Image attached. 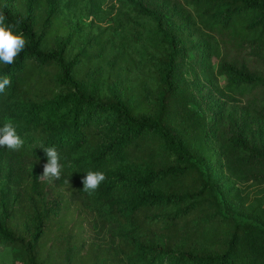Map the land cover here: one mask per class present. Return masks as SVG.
I'll use <instances>...</instances> for the list:
<instances>
[{
  "label": "trees",
  "instance_id": "1",
  "mask_svg": "<svg viewBox=\"0 0 264 264\" xmlns=\"http://www.w3.org/2000/svg\"><path fill=\"white\" fill-rule=\"evenodd\" d=\"M76 1L26 0L21 10L0 0L27 40L14 64H0L12 81L0 126L11 119L24 140L18 152L0 147V174L16 177L12 199L9 187L0 191L3 264H264V148L188 106L187 32L137 4L153 21L147 78L136 90L111 79L87 91L92 45L78 43L63 15ZM184 1L218 44L225 93L264 112V0ZM40 145L55 146L64 165L50 204L26 169L30 158L46 162ZM87 170L106 176L91 194ZM94 216L112 224L105 243L91 236Z\"/></svg>",
  "mask_w": 264,
  "mask_h": 264
},
{
  "label": "rangeland",
  "instance_id": "2",
  "mask_svg": "<svg viewBox=\"0 0 264 264\" xmlns=\"http://www.w3.org/2000/svg\"><path fill=\"white\" fill-rule=\"evenodd\" d=\"M12 4L23 10L26 0H12ZM137 4L155 9L171 31L180 35L187 32L188 35L183 40V57H186L183 77L194 93L188 106L200 114L199 118L203 115L204 121L221 119L225 133L239 132L249 145L264 148V112H257L258 106L246 98L233 99L225 93V78L215 73L218 44L198 26L191 5L184 0H77L76 4L66 6L63 12L66 25L77 33L78 43L92 45L94 52L86 90L91 91L95 86L105 90L111 79H114L115 87H123L126 91L136 90L134 83L143 74L144 79L147 78L146 69L151 59L147 51L150 48L153 21L147 15L137 12ZM124 67H128L130 71L127 72ZM43 164L44 162L33 158L26 163L28 175L38 179L37 182L40 179L38 176L42 174ZM40 180L46 191L45 200L50 204L57 196L55 182L47 184V180ZM15 185L16 177L2 171L0 191L9 187V198L12 199ZM249 189H253L252 185ZM82 204L83 201L79 199L71 203L73 207L79 208ZM93 225L91 236L105 243L110 237L112 224L94 216ZM9 258V248L0 242V264Z\"/></svg>",
  "mask_w": 264,
  "mask_h": 264
},
{
  "label": "clouds",
  "instance_id": "3",
  "mask_svg": "<svg viewBox=\"0 0 264 264\" xmlns=\"http://www.w3.org/2000/svg\"><path fill=\"white\" fill-rule=\"evenodd\" d=\"M22 21L17 19L14 23L7 22L6 15L0 11V64L12 65L16 58L25 49L27 40L22 31L15 30ZM12 81L8 75L0 76V94L5 93ZM24 145V140L17 133L16 125L11 119H6L0 126V147L9 151L18 152ZM47 160L43 164L42 174L38 177L43 180H60L64 165L60 162V154L55 146L40 145ZM106 179L105 174L99 170H87L82 177L83 190L89 194L94 192ZM65 183L69 185L68 178Z\"/></svg>",
  "mask_w": 264,
  "mask_h": 264
}]
</instances>
